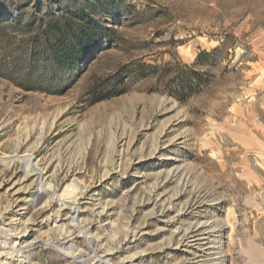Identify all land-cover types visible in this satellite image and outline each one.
Returning a JSON list of instances; mask_svg holds the SVG:
<instances>
[{"label":"rangeland","instance_id":"1","mask_svg":"<svg viewBox=\"0 0 264 264\" xmlns=\"http://www.w3.org/2000/svg\"><path fill=\"white\" fill-rule=\"evenodd\" d=\"M73 13L104 33L56 63ZM6 253L264 264V0H0Z\"/></svg>","mask_w":264,"mask_h":264},{"label":"trees","instance_id":"2","mask_svg":"<svg viewBox=\"0 0 264 264\" xmlns=\"http://www.w3.org/2000/svg\"><path fill=\"white\" fill-rule=\"evenodd\" d=\"M73 18L79 19L82 22V26L77 30H74L73 23H71V19H65L64 21H56L51 22L49 24V30L56 31V37L58 39V43L61 44V48L53 52L54 61L56 63H60V61H70L74 58L77 51L85 52L87 50V46L91 41H94L104 33L103 30L97 27H91L90 22L87 20V16L83 14L73 13L71 14ZM73 20V19H72ZM77 31V32H76ZM109 31V30H107ZM71 33V40L68 43H65L62 40L65 34ZM76 33V34H75ZM76 37V38H75ZM78 37V38H77ZM209 53L202 52L196 57V62H199L203 56H208ZM196 82L199 81V75L197 73H193ZM192 85V84H191ZM184 88V86H183ZM187 89V87L185 88Z\"/></svg>","mask_w":264,"mask_h":264},{"label":"bare ground","instance_id":"3","mask_svg":"<svg viewBox=\"0 0 264 264\" xmlns=\"http://www.w3.org/2000/svg\"><path fill=\"white\" fill-rule=\"evenodd\" d=\"M41 172V171H40ZM28 173H30V175L31 176H36V175H42V172L41 173H38V172H33V170H30V171H28ZM39 178V177H38ZM37 179V178H36ZM38 180H35L34 181V183L32 182L31 183V188L32 189H34L35 187V189H37L36 191L37 192H40V196H43V195H45L46 194V192H45V190H42L41 188H39V184H40V182H37ZM64 191V190H63ZM48 193V192H47ZM65 197V196H64ZM47 202V201H46ZM46 202H45V204H46ZM75 211H73V213H74ZM72 217V216H71ZM15 220H19V219H15ZM23 236H25V235H22L21 237H23ZM192 239H191V241H189V242H193V243H196L197 241H199V240H201V239H199V238H197L196 236H193V237H191ZM25 248H21L19 251H18V254H20L19 255V257H23L24 259H26L25 258V253L27 252L26 250H24ZM89 249H90V252H91V254L94 252V250L95 249H93L92 247H89ZM97 250V249H96ZM14 253H6L5 255H2V254H0V256H2L1 258H0V262H3V261H7L8 263H2V264H11V262H15V264H27V262L25 261V260H13V258H14V256L15 257H17V255H13ZM10 255V256H9ZM1 264V263H0Z\"/></svg>","mask_w":264,"mask_h":264}]
</instances>
